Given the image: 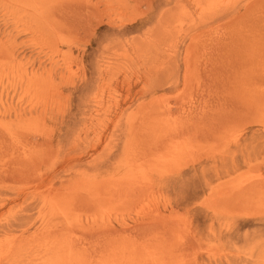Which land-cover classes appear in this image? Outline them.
Segmentation results:
<instances>
[{
	"label": "rangeland",
	"instance_id": "1",
	"mask_svg": "<svg viewBox=\"0 0 264 264\" xmlns=\"http://www.w3.org/2000/svg\"><path fill=\"white\" fill-rule=\"evenodd\" d=\"M0 264H264V0H0Z\"/></svg>",
	"mask_w": 264,
	"mask_h": 264
}]
</instances>
